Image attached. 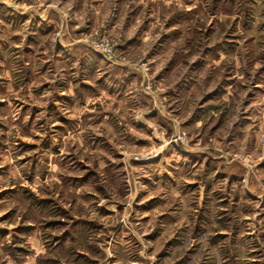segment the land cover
Segmentation results:
<instances>
[{
	"label": "rangeland",
	"instance_id": "374dc122",
	"mask_svg": "<svg viewBox=\"0 0 264 264\" xmlns=\"http://www.w3.org/2000/svg\"><path fill=\"white\" fill-rule=\"evenodd\" d=\"M0 264H264V0H0Z\"/></svg>",
	"mask_w": 264,
	"mask_h": 264
}]
</instances>
